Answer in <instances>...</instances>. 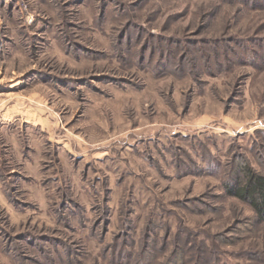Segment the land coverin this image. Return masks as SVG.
Returning a JSON list of instances; mask_svg holds the SVG:
<instances>
[{"label": "rangeland", "instance_id": "1", "mask_svg": "<svg viewBox=\"0 0 264 264\" xmlns=\"http://www.w3.org/2000/svg\"><path fill=\"white\" fill-rule=\"evenodd\" d=\"M0 21V264H264L224 190L236 158L264 169V0H0Z\"/></svg>", "mask_w": 264, "mask_h": 264}, {"label": "trees", "instance_id": "2", "mask_svg": "<svg viewBox=\"0 0 264 264\" xmlns=\"http://www.w3.org/2000/svg\"><path fill=\"white\" fill-rule=\"evenodd\" d=\"M216 165L214 162L213 166ZM231 168L224 181L225 192L250 205L256 221H264V169H256L243 158H236ZM177 257L180 259L181 253Z\"/></svg>", "mask_w": 264, "mask_h": 264}, {"label": "built area", "instance_id": "3", "mask_svg": "<svg viewBox=\"0 0 264 264\" xmlns=\"http://www.w3.org/2000/svg\"><path fill=\"white\" fill-rule=\"evenodd\" d=\"M2 28V22L0 21V29Z\"/></svg>", "mask_w": 264, "mask_h": 264}]
</instances>
